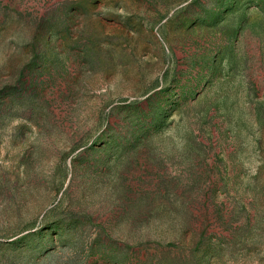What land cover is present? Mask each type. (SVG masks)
Masks as SVG:
<instances>
[{
    "label": "rangeland",
    "instance_id": "rangeland-1",
    "mask_svg": "<svg viewBox=\"0 0 264 264\" xmlns=\"http://www.w3.org/2000/svg\"><path fill=\"white\" fill-rule=\"evenodd\" d=\"M0 264H264V0H0Z\"/></svg>",
    "mask_w": 264,
    "mask_h": 264
}]
</instances>
